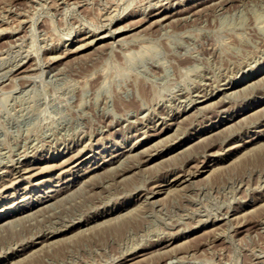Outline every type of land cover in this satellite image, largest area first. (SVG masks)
Wrapping results in <instances>:
<instances>
[{
  "label": "rangeland",
  "instance_id": "obj_1",
  "mask_svg": "<svg viewBox=\"0 0 264 264\" xmlns=\"http://www.w3.org/2000/svg\"><path fill=\"white\" fill-rule=\"evenodd\" d=\"M197 1L0 0V264H264V0Z\"/></svg>",
  "mask_w": 264,
  "mask_h": 264
},
{
  "label": "bare ground",
  "instance_id": "obj_2",
  "mask_svg": "<svg viewBox=\"0 0 264 264\" xmlns=\"http://www.w3.org/2000/svg\"><path fill=\"white\" fill-rule=\"evenodd\" d=\"M181 1V0H180ZM225 0H199V1H197L196 3H194L193 5H191V7L188 9V10H184V11H182L183 12V14H185V15H188V14H191V16L192 15H194V14H198L200 11H202L203 9H205L207 6H209V5H215V4H217V5H219V6H221L220 4H223V2H224ZM63 2V1H62ZM147 2V1H146ZM165 2V1H164ZM148 4V3H147ZM160 4V3H159ZM150 5V4H149ZM230 5V4H229ZM157 6V5H156ZM118 7V6H117ZM227 7V6H226ZM111 8V7H110ZM114 8H115V6H114ZM219 9V8H218ZM109 10V9H108ZM111 11V10H110ZM179 11V10H178ZM176 12V13H173V14H171V15H169L168 14V16H163L162 17V15H161V17H160V19H158L157 21H156V25L158 24V25H160V24H162V23H164V22H166V21H168V20H170L171 18H173V15H176L177 13H179V12ZM204 11V10H203ZM208 11V10H207ZM117 12V11H116ZM151 12V11H150ZM182 14V15H183ZM117 15V14H116ZM160 14H157V15H155L156 17H158ZM111 16H112V14H111ZM144 16V15H143ZM110 17V16H109ZM108 17V18H109ZM147 17V16H146ZM180 17V16H179ZM178 17V18H179ZM182 17V16H181ZM193 17V16H192ZM191 17V18H192ZM19 18V17H18ZM174 18H176V17H174ZM183 18V17H182ZM26 19V18H25ZM106 19V18H105ZM110 19V18H109ZM146 19V18H145ZM157 19V18H156ZM196 19V18H195ZM8 21V20H7ZM19 21H21V20H19ZM24 21V20H23ZM104 21V20H103ZM183 21V20H182ZM187 21V20H186ZM191 21V20H190ZM9 22V21H8ZM105 22V21H104ZM103 22V23H104ZM142 22V21H141ZM150 23V22H149ZM256 23V22H255ZM105 24V23H104ZM139 23H137V25H138ZM155 25V26H156ZM180 25H182V24H180ZM9 26V25H8ZM120 26V25H119ZM1 27V26H0ZM10 27V26H9ZM132 27V26H131ZM7 28V27H6ZM25 28V27H24ZM264 28V27H263ZM1 29V28H0ZM5 29V28H4ZM12 29V28H11ZM124 29H126V27H120L119 29H117V31H120V33L124 30ZM162 29V28H161ZM160 29V30H161ZM2 30V29H1ZM5 30H7V29H5ZM16 30V29H15ZM20 30V29H19ZM108 32V31H107ZM149 32V31H148ZM182 32V31H181ZM88 33H90V32H88ZM180 33V32H179ZM236 34V33H235ZM238 34V33H237ZM100 37H101V35H100ZM103 38V37H102ZM102 38H100V39H102ZM236 39V38H235ZM93 40V39H92ZM92 40H91V42H92ZM96 41V40H95ZM99 41V40H98ZM236 41V40H235ZM236 42H238V41H236ZM86 45V44H85ZM117 47H119V46H117ZM123 47V46H122ZM212 51V50H211ZM48 52V51H47ZM108 52V51H107ZM54 55V54H53ZM26 58V57H25ZM57 58V57H56ZM50 59V58H49ZM191 61V60H190ZM192 62H193V60H192ZM190 63V62H189ZM176 64V63H175ZM29 66H31V65H29ZM188 66V65H187ZM190 66V65H189ZM26 67V66H25ZM35 67H36V65H35ZM32 68V67H31ZM28 69V68H27ZM48 70V69H47ZM3 71V70H2ZM226 72V71H225ZM229 72H231V71H229ZM7 73H9V72H7ZM260 73H262V71H260V70H258V71H256V72H253L251 75H248L247 77H244V78H242L240 81H237V82H235V83H233L231 86H229L230 88H225V90L226 91H228V90H235V88H237V87H239V86H241V85H243V84H246V83H249L250 82V86H252L251 85V81H253V79L258 75V74H260ZM1 75V74H0ZM2 75H4V74H2ZM23 75V74H22ZM21 75V76H22ZM262 75V74H261ZM6 76V75H5ZM19 76V75H18ZM25 76V75H24ZM12 77V76H11ZM26 77V76H25ZM39 77V76H38ZM16 78V77H15ZM14 78V79H15ZM19 78V77H18ZM1 79H3V78H1ZM11 80V79H10ZM21 80V79H20ZM259 80V79H258ZM212 81V80H211ZM23 83V81H21V83L20 84H22ZM9 85V84H8ZM12 85V84H11ZM23 85H25V83L23 84ZM22 85V86H23ZM3 86V85H2ZM245 86V85H244ZM249 86V87H250ZM1 87V86H0ZM4 87L5 86H3V91H4ZM13 87H15V86H13ZM27 87V86H26ZM212 87V86H211ZM214 87V86H213ZM227 87H228V85H227ZM1 89H2V87H1ZM22 89V88H21ZM6 90V89H5ZM10 90V89H9ZM11 90H14V89H11ZM192 90V89H191ZM236 90H238V89H236ZM235 90V91H236ZM253 90V89H252ZM2 91V90H1ZM8 91V90H7ZM27 91V90H26ZM25 91V92H26ZM20 92V91H19ZM213 92V91H212ZM238 92H240V91H238ZM30 93V92H29ZM199 93V92H198ZM224 93V92H223ZM227 93V92H226ZM229 93V92H228ZM236 93H237V91H236ZM21 94V93H20ZM23 94V93H22ZM232 94V93H231ZM240 94V93H239ZM1 95V94H0ZM6 95V94H5ZM31 95V94H30ZM20 96V95H19ZM34 96V95H33ZM37 96V95H36ZM11 97V96H10ZM22 97V96H21ZM41 97V96H40ZM13 98V97H12ZM19 98V97H18ZM29 98V97H28ZM34 99H35V97H33ZM48 97H46V99H47ZM186 98V97H185ZM24 99V98H23ZM33 99V100H34ZM182 99H183V97H182ZM3 100H5V99H3ZM16 100V99H15ZM22 100V99H21ZM28 100V99H27ZM30 100V99H29ZM38 100V99H37ZM49 100H51V99H49ZM185 100V99H184ZM7 101V100H6ZM55 101V100H54ZM135 101V100H134ZM133 101V102H134ZM19 102V101H18ZM30 102V101H29ZM138 102V101H137ZM260 103V105H261V100H259V101H257V102H255V103H250V105L249 106H247L246 108H244V110L245 109H251V107H254L255 106V104L256 103ZM263 102V101H262ZM2 103V102H1ZM6 103V102H5ZM24 103V102H23ZM139 103V102H138ZM204 103V102H203ZM8 104H9V102H8ZM26 104H27V102H26ZM36 104V103H35ZM224 101H219L217 104H216V106H217V109H222V107L224 106ZM248 104V103H247ZM246 104V105H247ZM12 105V104H11ZM129 105V104H128ZM8 107V106H7ZM20 107V106H19ZM23 107V106H22ZM188 107V106H187ZM260 107H262V106H260ZM9 108V107H8ZM31 108V107H30ZM20 109V108H19ZM27 109V108H26ZM37 109V108H36ZM248 110V111H251V110ZM31 110H32V108H31ZM30 110V111H31ZM34 110V109H33ZM40 110V109H39ZM42 110V109H41ZM8 111V110H7ZM18 111V110H17ZM20 111V110H19ZM36 111V110H35ZM255 111V110H254ZM261 112H263L264 111V107L262 108V110H260ZM9 112V111H8ZM11 112V111H10ZM16 112V111H15ZM33 112V111H32ZM38 112V111H37ZM243 113V112H242ZM42 114V113H41ZM40 114V115H41ZM251 114V113H250ZM256 113H252L251 115H255ZM19 115V114H18ZM20 115H21V113H20ZM25 116V115H24ZM237 115H235V116H233V117H236ZM5 117V116H4ZM8 117V116H7ZM10 117V116H9ZM46 117V116H45ZM164 117V116H163ZM233 117H231V119L233 120L234 118ZM246 117H248V115L246 116ZM6 118V117H5ZM4 118V119H5ZM23 118V117H22ZM50 118V117H49ZM47 119V118H46ZM239 119V118H238ZM7 120V119H6ZM37 120V119H36ZM44 120V119H43ZM54 120V119H53ZM52 120V121H53ZM177 120V119H176ZM230 119H228V120H224V123L223 124H221V126L220 127H222V126H227L228 125V123L229 122H227V121H229ZM10 121V120H9ZM16 121V120H15ZM40 121V120H39ZM45 121V120H44ZM52 121H51V124H52ZM231 121V120H230ZM244 121V120H243ZM43 122V121H42ZM13 123V122H12ZM31 123V122H30ZM33 123V122H32ZM47 123V122H46ZM49 123V122H48ZM236 123V122H235ZM243 123V122H242ZM10 124V123H9ZM34 124V123H33ZM43 125V124H42ZM41 125V126H42ZM123 125V124H122ZM244 125V124H243ZM243 125H241L242 127H243ZM15 126V125H14ZM50 126V125H49ZM229 126V125H228ZM37 127V126H36ZM35 127V128H36ZM39 127V126H38ZM219 127V128H220ZM167 128V127H166ZM210 128V127H209ZM27 129V128H26ZM42 129V128H41ZM40 129V130H41ZM44 129H45V126H44ZM217 129V128H216ZM242 129V128H241ZM208 130V132H213L215 129H212V128H210V129H207ZM229 130V129H228ZM26 131V130H25ZM36 131V130H35ZM39 131V130H38ZM230 131V130H229ZM34 132V131H33ZM225 132H227V131H225ZM17 133V132H16ZM24 133V132H23ZM32 133V132H31ZM207 133V132H206ZM14 134V133H13ZM38 134V133H37ZM205 134V133H204ZM12 135V134H11ZM32 135H33V133H32ZM159 135V134H158ZM8 136V135H7ZM224 136V135H223ZM15 137V136H14ZM24 137V136H23ZM22 137V138H23ZM48 137V136H47ZM204 137V136H203ZM39 138V137H38ZM162 139V138H161ZM22 140V139H21ZM8 142V141H7ZM12 142V141H11ZM38 142V141H37ZM25 143V142H24ZM9 144V143H8ZM13 144V143H12ZM155 144V143H154ZM159 145V144H158ZM28 146H30V145H28ZM255 146V145H254ZM12 147V146H11ZM31 147V146H30ZM36 147V146H35ZM15 148V147H14ZM24 148V147H23ZM218 148V147H217ZM224 149V148H223ZM17 150H18V148H17ZM25 150V149H24ZM80 150V149H79ZM136 150V148H132V149H129L128 150V152H132V151H135ZM156 150V149H155ZM23 151V150H22ZM21 151V152H22ZM78 151V150H77ZM114 151V150H113ZM20 152V151H19ZM127 152V151H126ZM18 153V152H17ZM124 153V152H123ZM114 154V153H113ZM131 154V153H130ZM136 154V153H135ZM23 155H25V154H23ZM121 155V153H118L117 155H113V157L111 158V160H109V161H114V159H116V158H118L119 156ZM19 156V155H18ZM25 157V156H24ZM124 157V156H123ZM17 158V157H16ZM55 160H56V158H55ZM141 160V159H140ZM106 162V161H105ZM119 162V161H118ZM107 163V162H106ZM121 163V162H120ZM70 163H68V162H65V163H63V165H62V168L61 169H63V168H65V167H67L68 165H69ZM81 163H79V164H76V165H74V166H72V168L71 169H76V168H78V166L80 165ZM112 164V163H111ZM153 165V164H152ZM33 166V165H32ZM119 166H120V164H119ZM145 166H146V164H145ZM29 167V166H28ZM59 167V166H58ZM113 167H115V166H113ZM118 167V166H117ZM129 167V166H128ZM34 168L32 167L31 168V166H30V168H24L23 167V165H17L14 169H13V171H14V174L13 175H15L16 176V179L17 178H19L20 176H21V174H23V173H29V172H31L32 170H33ZM44 169V168H43ZM70 169V170H71ZM109 169V168H108ZM117 168H115V170H116ZM200 169H203L202 171L200 170ZM205 169H207V167L206 166H202V167H200L199 168V170L198 171H196V173H202V172H204V170ZM70 170H68V171H70ZM119 170V169H118ZM138 170V169H137ZM72 171V170H71ZM82 171V170H81ZM209 171V170H208ZM11 172V171H10ZM64 172H66V171H64ZM93 172V171H92ZM121 172V171H120ZM75 173V172H74ZM130 173V172H129ZM196 173H189V174H184V175H182V176H179V177H177V178H175L171 183H168L166 186H165V188L164 189H160V190H158V191H156V192H154V194H157L158 195V193L160 194V193H163L162 191H165V192H167V189H169L170 187H172V186H179V185H182L185 181H188L189 179H191L193 176H195V174ZM95 174V173H94ZM27 175V174H26ZM32 176H33V174H32ZM104 176V175H103ZM121 176H122V174H121ZM120 176V177H121ZM124 177V176H123ZM122 177V178H123ZM15 179V178H14ZM120 179V178H119ZM173 179V178H172ZM171 179V180H172ZM8 181H10V180H8ZM103 182V181H102ZM108 182V181H107ZM42 183H44V180L43 181H39L38 183H37V185L39 186V185H41ZM184 185V184H183ZM37 187V186H36ZM120 188V187H119ZM159 189V188H158ZM53 192H56L53 196L50 194V193H53ZM64 192V190H62V189H59V190H49L48 192H47V194H49V195H47L46 196V198L45 199H47V198H49V199H52V198H55V197H57L58 195H60L61 193H63ZM153 194V193H152ZM51 195V196H50ZM61 197V196H60ZM146 197V196H145ZM261 198V197H260ZM22 202H23V200H22ZM46 202V201H45ZM48 202H50V200H48L46 203H48ZM157 202V201H156ZM158 203V202H157ZM35 204H36V202H35ZM262 204V203H261ZM46 205V204H45ZM53 205V204H52ZM52 205H50V207L52 206ZM38 206H34V205H31V208H29L28 210L30 211V210H34L35 208H37ZM12 209V211H10V212H5V213H3L2 215H0V227H1V225L2 224H4L3 222L4 221H6V219L8 218H15L16 216H18V215H23L24 213H27V212H29L27 209H26V206L24 205V206H21V207H13V208H11ZM27 211V212H26ZM32 212V211H31ZM18 213V214H17ZM25 215V214H24ZM16 220V219H15ZM73 221V220H72ZM236 221V220H235ZM31 222V221H30ZM62 222V221H61ZM16 223V222H15ZM65 224V223H64ZM58 225V224H57ZM58 227V226H57ZM59 228V227H58ZM190 228V227H189ZM61 229V228H60ZM220 231V230H219ZM216 233H218V232H216ZM211 235V234H210ZM166 236V235H165ZM208 239V238H207ZM50 240V239H49ZM55 240V239H54ZM45 242V241H44ZM43 242V243H44ZM52 242V241H51ZM53 243V242H52ZM44 244H46V243H44ZM212 246V245H211ZM165 247V246H164ZM39 248V247H38ZM39 250V249H38ZM158 251V250H157ZM159 252V251H158ZM170 252V251H169ZM155 253V252H154ZM190 253V252H189ZM16 254V253H15ZM150 255V254H149ZM181 255V254H180ZM186 255V254H185ZM194 255V254H193ZM192 255V256H193ZM161 256V255H160ZM164 256V255H163ZM183 257V256H182ZM185 257V256H184ZM175 258H178V257H175ZM165 259V258H164ZM172 259H173V257H172ZM184 259V258H183ZM193 260V259H192ZM190 261V260H189ZM169 263V262H168Z\"/></svg>",
  "mask_w": 264,
  "mask_h": 264
}]
</instances>
